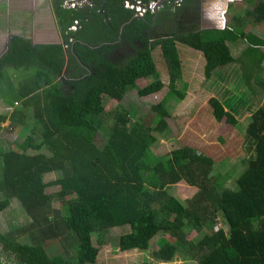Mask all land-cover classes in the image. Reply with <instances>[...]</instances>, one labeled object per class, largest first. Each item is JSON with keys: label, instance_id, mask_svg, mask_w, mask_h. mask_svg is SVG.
Segmentation results:
<instances>
[{"label": "trees", "instance_id": "1", "mask_svg": "<svg viewBox=\"0 0 264 264\" xmlns=\"http://www.w3.org/2000/svg\"><path fill=\"white\" fill-rule=\"evenodd\" d=\"M64 1H57L60 8H56L64 41L67 47L74 42L73 55L89 72L79 67L86 76L71 82L72 91L54 99L40 93V85H51L62 73L65 59L61 45H32L14 36L0 58V68H7L20 99L17 109L0 114V123L8 120L10 125L26 126L30 119L29 132L20 142L5 150L0 147V212L16 198L31 220L27 228L17 231L27 230L29 243L19 242L13 232H0V264H6L3 257L13 264H95L102 244L99 239L94 245L91 235L117 227H128L118 238L119 252L147 251L153 237L163 233L174 243L159 242L153 254L157 261L169 262L183 252L197 264H264V105L250 116L245 144L251 155L244 159L243 170L229 189L216 184L211 173L213 160L194 148L174 149L164 161L151 165L147 150L155 140L148 122L131 121L130 114L118 105L112 124L106 127L98 92L106 91L120 102L137 80L149 76L155 80L138 89L137 95L159 92L163 83L152 58L156 48L172 71L171 81L180 80L178 42L201 53L205 79L216 68L238 62L229 44L244 42L241 62L249 61L245 83L254 79L262 84L264 37L226 24L149 41L143 34L147 23L122 6L125 0H94L96 6L86 8V15L81 7H61ZM243 1L249 6L248 17L264 21V0ZM73 21L78 27L70 31ZM121 26L120 40L134 50L122 64L108 58L121 41L98 50L81 44L84 34L97 35V40L102 34L118 38ZM172 97L169 89L148 110L150 116L159 115V130L166 127L164 118L170 116L167 102ZM213 116L236 125V119L222 108L214 110ZM42 148L49 155L28 153ZM55 171L60 172L59 178L43 181L45 174ZM181 181L197 188L186 205L168 193ZM49 186L68 193L63 214L52 207L51 196L45 193ZM217 214L224 227H216ZM186 226L203 232L201 238L186 239ZM56 238L68 241L65 249L73 251L70 258L48 254L44 244ZM226 251L234 256L228 257Z\"/></svg>", "mask_w": 264, "mask_h": 264}, {"label": "rangeland", "instance_id": "2", "mask_svg": "<svg viewBox=\"0 0 264 264\" xmlns=\"http://www.w3.org/2000/svg\"><path fill=\"white\" fill-rule=\"evenodd\" d=\"M228 5L232 7L226 12L223 8H219V19L221 12L226 13L227 18L229 14L233 16V14L237 13L236 16L240 15L242 20H244V32L252 30L264 37V22L250 24L248 23V15H244V9H249L248 4L232 0ZM246 19L248 20L246 21ZM222 22L226 25L227 21H225V17ZM219 27H221V24H219ZM40 37H43L42 34L39 35ZM34 42L36 43L37 41ZM136 45L139 46L140 43ZM229 45L233 56L238 59V62L229 63L222 66V68H216L212 71L211 77L205 79L203 72L204 61L200 52L186 44L176 43L181 62V78L176 82L171 81L172 71L165 63V58L161 54L160 48L154 49L152 58L156 66L157 77L163 83V88L155 94L139 97L137 90L155 80V77L152 76L141 78L127 90L120 102L110 98L108 92L98 90L99 99L102 101L105 110L102 117L104 125L107 127L112 124L113 114L118 105H120V107L130 114L131 121L148 122L149 129L151 130L150 134L155 140L147 150V159L151 165L164 161L174 149L181 147L194 148L197 152L213 160V170L211 173L216 180V184L229 189L234 188V182L243 170L244 159L251 155V152L247 151L245 144V130L250 122V116L254 110L264 105V65L259 73V79L262 81V84L251 79L249 85H247L244 80V70L248 68L247 62L249 63V61L244 57L246 60L244 63L247 65V68L241 62L243 58L242 49L246 47V43L236 42L233 45ZM62 49L64 52L63 56H65L64 49L67 51L69 70L65 71L63 67L64 70H62L61 75L51 85L39 86L42 96L49 99L69 93L74 88L71 82L84 78L86 73L88 74L87 71L86 73H80V66H78L76 58L71 60L69 52L72 51H70L69 47L66 46L64 48L62 46ZM133 53L134 50L129 45L123 44L114 49L112 54L109 53L108 58L116 64H122ZM2 77H0V84L2 86L5 85L6 88H10L13 92V97H17L14 90L15 86L11 79L7 78L8 74L5 72ZM169 89H171L174 95L167 102L170 116L164 118L166 127L159 130L156 128L160 119L159 115L150 116L148 110L151 105L157 104L167 94ZM6 95L8 94L5 93L0 96V114L10 112L7 109L8 106H4L1 102L3 101L2 99H9L10 96ZM11 104L13 110L15 107V109L19 107V105L13 104V102ZM221 108L229 112L236 119V125L231 126L224 118L220 121L215 119L213 111ZM26 114L29 116V111H26ZM27 119L28 123L26 126H13L10 125L8 120L0 123V147L2 149L5 150L8 147H13V143L20 142L27 135L30 129L28 127L30 119ZM96 142L100 144V139H97ZM28 153L49 155L44 148L40 151L29 150ZM59 177L60 172L55 171L45 174L43 181L48 183ZM1 190L0 188V192ZM196 190L197 188L190 187L181 181L172 185L168 193L183 205H186V201L194 195ZM45 193L51 196L52 207L58 209L60 214H63L65 204L68 201L66 197L68 193L61 191L58 186L45 188ZM30 222V218L16 198L11 199L8 207L0 212V232L2 234L13 232V235L18 238L19 242H30L27 230L17 232L27 228ZM216 222V227H224L218 214ZM183 230L186 239L191 241L198 240L203 234V232H197L187 226ZM127 231L128 227H117L107 230L102 235H91L94 245L99 243V239L102 244L95 264H197L195 258L188 257L183 252L176 254L169 262H161L154 259L153 254L158 250L160 241L174 243V239L163 233H159L153 237L147 251L119 252L117 250L118 238ZM66 242L68 241L56 238L45 242L44 246L50 256L61 255L70 258L73 251L69 248L65 249L67 246ZM226 253L228 257L234 256V253L231 251H226Z\"/></svg>", "mask_w": 264, "mask_h": 264}, {"label": "crops", "instance_id": "3", "mask_svg": "<svg viewBox=\"0 0 264 264\" xmlns=\"http://www.w3.org/2000/svg\"><path fill=\"white\" fill-rule=\"evenodd\" d=\"M57 1L61 0H0V58L8 50L9 40L14 36L25 39L32 45H61V38L63 37V33L61 22L56 11V8L59 7L57 6ZM68 1L69 0L64 1L62 5L67 3ZM75 1L86 2V4L81 7V9L84 10V15H86L87 12L85 11L86 8L96 6L94 0ZM231 2L232 0H182L180 6H159L154 13H145V18L143 17L144 15L142 16V19L147 23V28L145 31H143V34L148 38L149 41H154L162 39L163 37H175L180 34L198 31L201 29H219L221 28L219 27V24H221L222 22L219 20V8H223L226 12L232 7H229L228 5ZM235 2L247 4V2L243 0H235ZM246 10L244 9V15H246ZM99 12L102 13V11ZM236 14H233V16L232 14H229L227 18V15L225 13L226 16L224 17L225 21H227L226 24H228L230 28L242 29L244 31V20H242L240 15L236 16ZM211 15H214L215 19H210L209 17ZM248 19H246V21L248 20V23L250 24H259L261 22H264L254 21L250 17H248ZM105 20L109 21V19ZM122 27L123 26L120 27L118 38L111 39L110 35L102 34L101 38H98L97 40V35L94 37L92 35L86 36V34H84L82 35L83 38L81 44L87 46L89 49L98 50V48L100 47L119 43L121 41L120 33ZM248 32H253L256 36L262 37L252 30L246 31L245 33ZM40 34H42L43 37L39 38ZM34 41L37 42L35 43ZM73 43L74 42H72L71 46H69L70 51H72L69 52V55L74 60V58L76 57L73 55ZM137 43L139 42H136L135 44ZM123 44L126 43L121 41L119 43V46ZM113 51L114 50L110 51L109 53L112 54ZM65 58L66 57L64 56V59ZM78 66H80L81 69L86 70V68L82 66L80 62H78ZM68 67L69 64L68 66H64L65 71L69 70ZM80 68L79 70H81ZM86 71L88 72V70ZM5 72L8 74L7 68L2 66L0 68V77H2ZM7 78H10V76L8 75ZM4 86L0 84V96L6 93L8 94L6 96L10 97L9 101H7V99H2L3 101L1 102L2 104H4V106H8L7 109L11 111V103L13 102L14 104L15 101H18V104L16 105H19L20 99L18 95L17 97H13L12 90ZM14 90L16 92V89Z\"/></svg>", "mask_w": 264, "mask_h": 264}, {"label": "built area", "instance_id": "4", "mask_svg": "<svg viewBox=\"0 0 264 264\" xmlns=\"http://www.w3.org/2000/svg\"><path fill=\"white\" fill-rule=\"evenodd\" d=\"M74 1L75 0H70L69 2L63 4L64 7L66 8H73L74 6H82L83 3L86 4V2H79L77 4H74ZM156 1H149L148 3H143L139 0H133V1H124L122 3V6L126 7V8H130L133 10V15L134 16H143L145 13H147L148 11L150 12H155L156 10V7L158 8L159 6H156ZM182 0H166L162 5L160 6H163V5H172V6H180ZM222 20L224 19V16L223 17H220ZM222 25L224 27V22H222ZM78 27V24H77V21H73V25L70 26L68 28V30L70 31H75L76 28ZM222 28V27H221ZM71 41V40H69ZM14 104H18V101L14 102Z\"/></svg>", "mask_w": 264, "mask_h": 264}, {"label": "water", "instance_id": "5", "mask_svg": "<svg viewBox=\"0 0 264 264\" xmlns=\"http://www.w3.org/2000/svg\"><path fill=\"white\" fill-rule=\"evenodd\" d=\"M153 1H155V0H153ZM166 0H157L156 1V6H160V5H162L164 2H165ZM156 9H157V7H156ZM61 46H63L64 48H66V43H65V41H64V37H62L61 38ZM64 51H65V57H66V60H65V66H67V64H68V57H67V51L64 49ZM64 53V52H63ZM2 262L3 263H6V264H13L12 262H9V261H7V258L6 257H3L2 258Z\"/></svg>", "mask_w": 264, "mask_h": 264}, {"label": "clouds", "instance_id": "6", "mask_svg": "<svg viewBox=\"0 0 264 264\" xmlns=\"http://www.w3.org/2000/svg\"><path fill=\"white\" fill-rule=\"evenodd\" d=\"M69 2V1H68ZM79 2H81V1H74V4H77V3H79ZM83 5H84V3H83ZM82 5V6H83ZM82 6H74L73 8H76V7H82ZM63 7H64V5H63ZM66 8V7H65ZM148 12H150V11H148ZM154 13V12H153ZM220 15H221V17H223L224 15H225V13L224 12H221L220 13ZM138 17V16H137ZM139 17H142V16H139ZM210 19H215V16L214 15H211L210 17H209ZM220 21H222V19L220 18L219 19ZM224 26H225V23H224ZM221 27L223 28V25H222V22H221ZM77 29V28H76ZM67 46V45H66Z\"/></svg>", "mask_w": 264, "mask_h": 264}]
</instances>
